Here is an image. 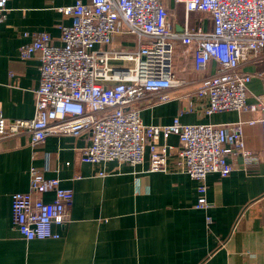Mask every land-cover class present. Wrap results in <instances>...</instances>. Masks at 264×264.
Returning <instances> with one entry per match:
<instances>
[{
    "label": "built area",
    "instance_id": "built-area-1",
    "mask_svg": "<svg viewBox=\"0 0 264 264\" xmlns=\"http://www.w3.org/2000/svg\"><path fill=\"white\" fill-rule=\"evenodd\" d=\"M7 1L0 0V25ZM174 1L184 5L186 15L207 16L209 29L185 24L176 33L163 0H78L59 9L70 19L69 25H58L60 45L48 33L36 32L19 47V59L39 55L34 117L8 120L0 114V141L28 134L31 148H36L49 136L84 137L82 163L117 161L134 167L144 162L148 149V170L166 171L171 149L167 141L174 135L179 142L175 165L197 182L196 208H208L207 175L227 177L239 159L245 168L257 163V155L245 147L243 126L258 123L264 145V117L232 124H184L180 117L197 108L205 116L264 114V90L254 103L247 102L248 84L260 74L240 70L242 63L264 55V0ZM119 36L132 38L134 46L117 48ZM176 43L182 55H192L195 72H203L211 61L218 65L194 89L178 94L190 82L174 72ZM177 97L184 106L169 125L143 124V106ZM47 193L52 194L50 201L42 197ZM72 201V190L64 189L60 179L32 167L28 191L11 195L13 228L27 241L57 239L53 227L65 225Z\"/></svg>",
    "mask_w": 264,
    "mask_h": 264
},
{
    "label": "crops",
    "instance_id": "crops-1",
    "mask_svg": "<svg viewBox=\"0 0 264 264\" xmlns=\"http://www.w3.org/2000/svg\"><path fill=\"white\" fill-rule=\"evenodd\" d=\"M78 0H8L5 21L0 25V114L8 120H30L35 113L39 85V55L19 59V47L36 32L48 33L60 45L58 25L70 19L59 9ZM87 3L89 0H80ZM176 33L185 24L201 23L207 16L186 15L183 4L163 0ZM133 39L119 36L117 48L132 47ZM174 72L189 81L178 93L194 89L203 76L218 65L211 61L195 72L192 55H182L175 45ZM240 70L254 76L248 84L247 102L264 90V55L246 61ZM184 106L180 97L143 106L145 125H169ZM201 106V105H200ZM259 111H227L205 116L203 108L180 117L184 124H232L259 120ZM260 126H243L245 147L258 161L238 166L227 177L210 173L206 178L208 208L198 209L197 182L177 169L178 138L170 136L166 171H149V152L134 167L117 161L103 165L82 163L85 138L49 136L31 148L28 134L0 141V264H264V145ZM162 144V140L159 141ZM35 168L47 178H58L71 189L73 201L63 227L54 226L57 239L25 240L12 225L11 195L25 193L29 171ZM103 171L104 175H97ZM50 201L52 194H44ZM209 219V222L207 221Z\"/></svg>",
    "mask_w": 264,
    "mask_h": 264
}]
</instances>
